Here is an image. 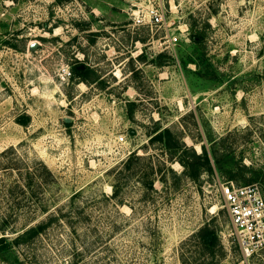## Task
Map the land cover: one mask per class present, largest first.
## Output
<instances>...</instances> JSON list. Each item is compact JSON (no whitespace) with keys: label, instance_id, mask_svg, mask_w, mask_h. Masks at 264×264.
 I'll return each mask as SVG.
<instances>
[{"label":"rangeland","instance_id":"1","mask_svg":"<svg viewBox=\"0 0 264 264\" xmlns=\"http://www.w3.org/2000/svg\"><path fill=\"white\" fill-rule=\"evenodd\" d=\"M227 180L264 189V0H0V264H235Z\"/></svg>","mask_w":264,"mask_h":264},{"label":"built area","instance_id":"2","mask_svg":"<svg viewBox=\"0 0 264 264\" xmlns=\"http://www.w3.org/2000/svg\"><path fill=\"white\" fill-rule=\"evenodd\" d=\"M140 15L135 23H144ZM163 19L161 8H151L148 24H158ZM176 37L168 40L173 43ZM60 76L63 80L71 77L70 68L61 66ZM123 140V136L118 137ZM220 194L230 219L232 234L240 250V259L235 264H248L249 259L264 247V189L255 182L237 184L232 180L220 184Z\"/></svg>","mask_w":264,"mask_h":264},{"label":"trees","instance_id":"3","mask_svg":"<svg viewBox=\"0 0 264 264\" xmlns=\"http://www.w3.org/2000/svg\"><path fill=\"white\" fill-rule=\"evenodd\" d=\"M90 72V69L88 67H80V64H73L72 66V76L77 77V81H84L87 79L88 74ZM25 116V115H24ZM22 117L19 122L25 123L27 116ZM152 139H158L162 141L169 149V154L170 157L175 155V151L181 149L183 151V155L179 158L182 165L185 168L186 173L188 176L192 179L197 178L201 170H206V171H211V164L208 158L207 151L202 145V152L201 153H195V151L192 148H187L184 144H179L178 142H173L172 140V134L170 133V130L167 128H164L162 130L157 131L153 136H151L150 140ZM172 150V151H171ZM211 155L214 158V165L217 169H220V163H219V158L216 155V151L214 149L211 150ZM132 158H135L136 160H132ZM140 157L134 153L131 154V156L124 162V166L126 168L132 167V164L135 162V164L140 165L141 167L144 166V170H146L144 173L146 176L148 175V172L152 173V165L151 163L144 162V163H139ZM149 170V171H148ZM145 183L151 186L152 182L151 180H145ZM44 224H39L36 225L35 227H32L30 229L25 230L22 234L21 237H23L26 234L30 235H35L38 234L43 230ZM199 236L201 238V244L203 247H208V246H214L218 243L217 235L214 231L212 230H207L204 227L201 228L199 231ZM17 239H14V242ZM0 245L1 247H5L6 245L8 246L9 243L6 242L4 236L0 237ZM214 264V263H213Z\"/></svg>","mask_w":264,"mask_h":264}]
</instances>
